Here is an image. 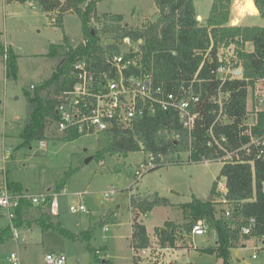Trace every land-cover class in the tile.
Instances as JSON below:
<instances>
[{
	"label": "trees",
	"instance_id": "16d2710c",
	"mask_svg": "<svg viewBox=\"0 0 264 264\" xmlns=\"http://www.w3.org/2000/svg\"><path fill=\"white\" fill-rule=\"evenodd\" d=\"M7 3L31 2L40 7L54 19V23L63 27V17L67 13H74L81 22L83 40L72 46L64 34L60 44H50L48 55L59 57L54 71L33 92L27 93V118L21 131L22 144L40 141L46 138L45 132L49 121L56 119V95L62 88L69 86L70 69L79 58L95 59L97 54L105 52H119V44L135 42L137 49L132 47L125 51V55L134 57L142 69L151 73L155 84L163 85L168 91L177 94L192 92L200 97L198 103L199 117L192 133V157L197 160L201 156L210 157L214 150L206 145L207 130L216 112L217 104L213 102L217 95L219 80L214 71L220 64L217 53L220 48L234 46L235 57L230 61L236 67H241L240 77L226 80L221 86L222 92H227L224 100V111L227 123L217 122L215 131L228 136L229 148L238 147L241 142L248 140L246 136H239L238 131L243 127V121L248 117V91L264 84V25L231 24V7L233 0H212L208 14L202 21H198L199 14L194 6V0H154L156 18L147 19L138 26L131 27L122 23L120 13L97 12V3L101 0H5ZM258 15L264 18V0H253ZM107 38V41L105 40ZM250 42L252 50L247 51L244 45ZM6 54L5 72L8 79L15 80L18 73V56L10 49H4L0 43V55ZM254 134L264 132V113H257V123L252 126ZM183 134L174 113H158L138 120L132 127L115 128L104 132L107 144L96 151V157L116 154L126 156L129 152L144 150L149 153H161L164 157L172 156L186 149V138L174 139L172 135ZM80 135L74 134V139ZM254 153V149L252 150ZM179 157V156H178ZM178 164L179 162H174ZM161 166V165H159ZM155 166L153 169L158 168ZM152 170V169H151ZM69 169L60 183L55 186L59 192L65 180L71 174ZM226 183L225 198L229 202L230 215H225L213 182L211 195L213 199H201L193 196L186 203L179 205L182 210L183 224L171 220L163 225L155 226L153 234L161 247L172 246L179 248L178 240L189 235L193 224L202 219L208 228L216 231V245L202 248L204 253L214 254L222 258L224 264H229L230 250L239 240L251 236L264 237V158H255L251 164L244 162L223 163L219 170L218 179ZM10 188L22 191L19 183L8 182ZM166 197L156 193L141 195L129 194L131 212V248L134 252L132 264L141 263L138 250L149 246V235L139 219L153 207L166 205ZM32 205L20 207L17 211L16 224L22 223V215ZM37 218L43 230L55 229L62 235L72 236V233L51 221L50 214L42 206ZM249 217H255L256 226L248 235L240 233V227ZM186 246V245H183ZM95 256L97 250H94ZM97 264H110L105 258L96 256ZM150 264V263H146Z\"/></svg>",
	"mask_w": 264,
	"mask_h": 264
},
{
	"label": "rangeland",
	"instance_id": "374dc122",
	"mask_svg": "<svg viewBox=\"0 0 264 264\" xmlns=\"http://www.w3.org/2000/svg\"><path fill=\"white\" fill-rule=\"evenodd\" d=\"M211 3L212 0H194L195 9L202 16L208 14ZM241 6L240 0H233L231 23L241 24L239 18L244 16L243 24L264 25V18L249 13L244 15L247 10L241 12ZM96 8L99 13L122 14V23L131 27L156 18L154 0H101ZM53 19L34 3L0 0V43L18 56V73L13 80L6 77L5 56L0 55V181L19 183L23 190L28 189L36 195L45 193L51 186L49 192L52 193L71 169L57 192L58 212L50 218L72 236L51 228L43 230L33 221L39 209L31 206L22 215V223L15 226L19 233L16 244L0 207V264H12L11 252L17 253L20 264H47L44 255L57 251L65 253V264H97L96 256L107 259L110 264H132L129 194L156 193L168 200V204L155 206L139 217L150 235L149 247H155L157 240L153 228L166 220L185 223L179 205L193 196L201 199L212 196L213 182L218 178L222 163L189 162L187 152L181 150L174 155L180 156L181 163L147 168L134 184L133 172L139 163L148 161L149 152L133 151L126 156L106 153L98 159L96 151L108 142L103 133L67 139L56 136L52 123L47 126L44 145L37 140L22 144L21 131L28 112L26 96L35 90L30 85L41 84L54 71L59 59L48 55L50 44H60L64 34L72 46L83 40L81 22L76 14L64 15L63 27L56 25ZM131 47L137 49V44H119L122 52ZM244 48L250 51L252 44L247 42ZM260 86L264 88V84ZM88 157L92 159L85 163ZM111 188L116 190L115 194L105 195L104 191ZM79 204L84 206V211H70L71 205ZM26 225H32L31 229ZM215 238V230L205 228L201 235L187 234L183 241L179 239L180 247L173 251L156 256L139 249L138 255L143 264H152L153 257L160 261L155 264H224L222 258L200 250L215 245ZM263 241L264 237L251 236L243 240L244 245L238 246L242 242L239 240L237 247L230 250L229 264H264ZM94 250L98 251L96 256ZM252 254L256 257L252 258Z\"/></svg>",
	"mask_w": 264,
	"mask_h": 264
},
{
	"label": "built area",
	"instance_id": "2783aa9c",
	"mask_svg": "<svg viewBox=\"0 0 264 264\" xmlns=\"http://www.w3.org/2000/svg\"><path fill=\"white\" fill-rule=\"evenodd\" d=\"M6 60V54H4ZM218 60L227 61L220 64L214 71L219 80L217 95L213 102L217 104L216 112L212 116V122L208 127V139L206 145L214 150L212 156H201L195 160L192 157V133L199 117L198 103L200 97L197 93L185 92L181 94L168 91L163 85L155 84L151 73L142 69L141 65L134 57L125 55V52H105L97 54L95 59L79 58L71 66L69 86L62 88L56 95V119L50 120L49 124L54 125L56 136L70 137L71 135H87L104 133L115 128L132 127L138 120L157 115L158 113H174L180 124L183 134L176 133L171 137L174 139L186 138V149L189 162H209L219 161L222 164L227 162H244L251 164L255 158H264V132L254 134L252 126L257 123V113H264V88L258 85L254 93L248 91L247 109L248 117L243 121V127L238 131L239 136H246L248 140L241 142L238 147L229 148L228 136L215 131L217 122L227 123L228 119L224 111V100L227 92L221 91V86L226 80H230L240 75H235L237 68L230 61V57H235L234 46L222 47L217 53ZM34 88V85H30ZM44 145L43 140L39 141ZM254 149V153L252 150ZM179 155L174 160H169L163 154L149 153L148 161L138 164L134 170V184H137L142 172L147 168L179 162ZM216 191L221 195L218 197L220 206L224 209L225 215H230L229 202L225 198L227 191L226 183L223 179L216 180ZM132 186H129V189ZM116 190L111 188L104 191L109 196L115 194ZM32 205L42 206L49 214H57L58 200L57 192H45L43 194H31L28 191L13 190L8 186L6 180L0 181V207L8 222L11 236L18 244L19 233L16 229L15 219L20 207ZM70 211H84L82 204L71 205ZM146 215V214H143ZM255 217H249L240 227L242 235H248L256 226ZM207 225L204 220H197L190 231V235H201L205 232ZM106 229V227H105ZM24 240V237H22ZM188 245V244H187ZM150 246V245H149ZM143 248L149 255H161L167 251H173L175 247H161L158 242L155 247ZM192 247L193 245H188ZM134 252V248H131ZM98 252V251H97ZM256 254H252L255 258ZM9 259L12 264H20L17 253L11 252ZM47 264H65L66 255L62 251L47 252L44 255ZM155 264L157 258H152ZM158 262H160L158 260ZM157 264H160L158 263ZM152 263V264H153ZM151 264V263H150Z\"/></svg>",
	"mask_w": 264,
	"mask_h": 264
},
{
	"label": "crops",
	"instance_id": "0c3cea01",
	"mask_svg": "<svg viewBox=\"0 0 264 264\" xmlns=\"http://www.w3.org/2000/svg\"><path fill=\"white\" fill-rule=\"evenodd\" d=\"M245 1L246 0H240V4L242 5V6H244L245 5ZM252 2H253V0H252ZM247 13H249L250 15H258V11L256 10V7H255V9L252 11V12H250V11H248L247 10V12H245V14L244 15H246ZM199 15H201L200 13H199ZM202 16V15H201ZM206 16V15H205ZM205 16H202V18H204ZM243 17L244 16H242V17H240L239 19H240V22H241V24H243L242 23V19H243ZM243 25H247V24H243ZM26 190V189H25ZM36 207V206H35ZM131 213V212H130ZM51 215V214H50ZM37 218H38V215H36L35 217H34V219H33V221H36L37 223H38V221H37ZM32 226V225H31ZM31 226H25L27 229H31ZM208 228V227H207ZM210 229H213V228H210ZM148 232V231H147ZM215 233H216V231H215ZM150 236V235H149ZM216 237H217V235H216ZM216 239V238H215ZM246 240V239H245ZM215 245H216V243H215ZM240 245H244L243 244V240H242V242L241 243H239V245L238 246H240ZM211 246H213V245H211ZM211 246H206V247H203V248H207V247H211ZM237 247V246H236ZM202 249V248H201ZM200 249V250H201ZM232 249V248H231ZM202 252V251H201ZM209 254V253H208ZM214 255V254H213ZM233 264V263H232Z\"/></svg>",
	"mask_w": 264,
	"mask_h": 264
},
{
	"label": "water",
	"instance_id": "95a60500",
	"mask_svg": "<svg viewBox=\"0 0 264 264\" xmlns=\"http://www.w3.org/2000/svg\"><path fill=\"white\" fill-rule=\"evenodd\" d=\"M196 19H197L198 21H202V20H203L202 16L199 15V14L196 16ZM231 24H233V23H231ZM126 41L129 43V39H128V38H126ZM241 72H242L241 67H238L237 70L234 71V74H235V75H240ZM91 159H92V157H88V158H86V159H85V163H88ZM51 188H52L51 186L47 187V188H46V192H49V191L51 190ZM25 191H28V189H26ZM208 198H209V199H213V196H209ZM263 242H264V241H263Z\"/></svg>",
	"mask_w": 264,
	"mask_h": 264
},
{
	"label": "bare ground",
	"instance_id": "6f19581e",
	"mask_svg": "<svg viewBox=\"0 0 264 264\" xmlns=\"http://www.w3.org/2000/svg\"><path fill=\"white\" fill-rule=\"evenodd\" d=\"M237 9V8H236ZM241 12H243V11H246V10H248V11H253L254 9H255V5H254V3L252 2V0H246L245 1V5L244 6H241ZM243 14V13H242Z\"/></svg>",
	"mask_w": 264,
	"mask_h": 264
}]
</instances>
